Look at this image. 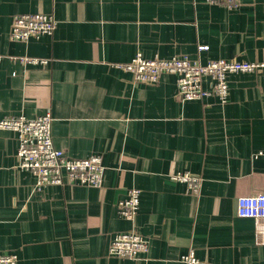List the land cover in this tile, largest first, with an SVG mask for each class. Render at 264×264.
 Wrapping results in <instances>:
<instances>
[{
    "label": "crops",
    "instance_id": "1",
    "mask_svg": "<svg viewBox=\"0 0 264 264\" xmlns=\"http://www.w3.org/2000/svg\"><path fill=\"white\" fill-rule=\"evenodd\" d=\"M36 13L54 16L53 34L11 41L13 17ZM137 54L262 63L264 0L234 10L209 0H0V122L50 113L56 149L99 155L105 167L100 188L64 179L36 189L18 168L17 134L0 127V253L18 264H183L193 249L207 264H264L254 221L237 215L240 196L264 192V156L253 157L264 150V69L229 74L224 105L181 103L175 75L132 83L120 65ZM177 173L199 179V195ZM131 189L134 221L117 209ZM133 229L148 252L111 257L115 236Z\"/></svg>",
    "mask_w": 264,
    "mask_h": 264
},
{
    "label": "built area",
    "instance_id": "2",
    "mask_svg": "<svg viewBox=\"0 0 264 264\" xmlns=\"http://www.w3.org/2000/svg\"><path fill=\"white\" fill-rule=\"evenodd\" d=\"M234 10L241 5V0H209ZM57 27L53 15L19 14L13 17L9 38L13 42L28 43L31 38L51 35ZM208 50L200 46L199 51ZM2 56H0V61ZM23 64H45L42 59L20 57ZM124 71L131 73L133 84L156 85L162 74L176 76L177 99L181 103L204 100L214 97L222 105L229 97L228 75L233 73H254L264 69L262 63L211 60L202 65L187 56H175L170 59H145L141 54L129 63L120 65ZM210 80L209 87H204V79ZM53 117L50 113L36 119L13 117L0 122V127L12 130L17 134L19 148L17 153L18 168L32 173L36 178V189L49 185H63L64 179L72 185L100 188L103 182L105 167L99 155L85 159H73L64 151L54 147L52 141ZM264 156V150L253 157ZM174 181L186 184L188 191L199 195L201 182L190 173H177L171 176ZM140 206V191L131 189L127 196L119 201L118 213L126 220L134 221ZM237 215L242 219H251L255 225L257 245H264V192L240 196L237 200ZM149 250L148 241L136 230L118 233L113 239L109 255L119 259L136 260ZM18 256L14 253H0V264H18ZM183 264H207L198 259L191 249L181 258Z\"/></svg>",
    "mask_w": 264,
    "mask_h": 264
}]
</instances>
